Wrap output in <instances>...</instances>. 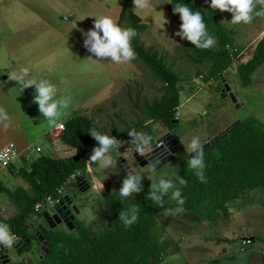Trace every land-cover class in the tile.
<instances>
[{
	"label": "rangeland",
	"instance_id": "rangeland-1",
	"mask_svg": "<svg viewBox=\"0 0 264 264\" xmlns=\"http://www.w3.org/2000/svg\"><path fill=\"white\" fill-rule=\"evenodd\" d=\"M10 1L15 0H7L6 3ZM121 1L25 0L26 3H21L19 6L20 11H42L46 22L56 27L61 34L65 31L69 41L67 45L64 39L51 49V55L55 57L58 54V57L53 58L50 73L43 75V78L46 77L56 85L57 98L60 96L72 98L69 108L64 110L59 118L61 123L82 115L92 119L93 129L102 134L120 133L144 116L141 108L144 100L150 102L161 95L159 83L140 63L134 60L127 63V67L117 69L118 75L115 76L109 61L94 62L90 58H96L83 47L82 33L92 29L96 17L109 15L116 22L118 21ZM197 1L203 6L206 3L205 0ZM151 2L152 8L145 12L141 13L134 9L144 20L150 22L146 32L139 36V42L145 48L154 49L180 79V105L176 109L178 115L174 129L168 130L160 122L150 124L154 141L167 134L172 136L173 141L167 147L171 151L172 158L153 170L151 164H137L132 155L135 149L128 141H120L121 147L112 150L116 162L114 168L104 169L93 165V171L90 173L85 167L82 176L88 182V188L82 191L75 185L76 180L69 182L64 188V193L70 200L68 208L72 210L75 220L92 235H98L105 229L102 194L119 195L125 173L128 174L124 164L129 170L136 169L143 175L141 182H151L153 179L164 177L172 179L178 186V165L190 155L187 152V144L193 136L199 135L204 144L232 122L248 116H253L264 124V64L252 75V83L247 87L240 86L236 75V67L247 62L253 54L258 36L264 28V17H255L248 25H232L228 23L232 19L231 14L221 13L218 10L221 24H224L234 35L236 33L235 45L241 52L234 58L226 73L221 75L223 77H208L204 80L208 75L209 64L191 60L184 49L183 40L175 36L180 26L167 10L169 0H151ZM121 27L124 28V24ZM3 38L10 40V35L0 34V44ZM1 49L4 56L12 51ZM47 56L45 55L44 58ZM4 72L6 71L0 67V91L5 85ZM62 80L67 83H61ZM225 84L229 86L237 103L240 104L239 108L231 102L228 93L223 92ZM8 86L12 88V83ZM106 87L108 88L105 89L104 95L100 96L97 103H93V96L101 94ZM34 95L35 90L32 87L30 96ZM32 101L26 118L22 108L27 106L22 108L19 106L14 111L3 106L0 100V107H3L10 117V126L6 130L0 124V149L8 143H13L19 150L26 145L35 148L37 145L46 144L44 137H36V127L38 123L51 125L39 113L38 105L35 106ZM83 101L87 102L85 106H81ZM40 116L41 122H39ZM15 119H19L20 124H24L27 128L18 130ZM23 131L33 137L24 139L21 134ZM54 148L51 142L43 147L41 153L49 152L53 158H66L70 154L69 150L64 149L60 143L57 152ZM30 156L37 157L34 149L30 152ZM92 175L104 180V188L101 192L91 188ZM7 176L9 180L2 187L11 191L17 187H26L19 177L11 174ZM2 178L4 179L1 172L0 179ZM213 202V200L202 201L194 210H184L175 215H165V211L157 213L152 232L158 242L168 245L158 264H264V190L247 191L242 197L228 203L226 216L219 209H214ZM53 211L54 209L48 206H44L41 210L42 214ZM16 212V207L0 193V220L7 219ZM28 224L32 229L38 225H48L44 216L39 219L31 217ZM56 228L64 232L73 231L64 224ZM244 239H248L249 244L242 246L241 241ZM6 251L0 255V257L7 255L8 261L5 264L28 261L35 263L40 257L35 242L30 250L21 253L15 252L13 247L6 248Z\"/></svg>",
	"mask_w": 264,
	"mask_h": 264
},
{
	"label": "trees",
	"instance_id": "trees-1",
	"mask_svg": "<svg viewBox=\"0 0 264 264\" xmlns=\"http://www.w3.org/2000/svg\"><path fill=\"white\" fill-rule=\"evenodd\" d=\"M177 3L186 4L193 11H199L209 35L216 40L215 46L208 50L197 49L190 42L183 40L185 51L194 62L209 64L208 75L204 80L208 77H220L232 64L231 53L226 46L232 49L234 58L240 52L235 45L233 32L221 24L219 12L211 9L210 0L204 6L195 0H170L167 10L171 15H178L173 13V7ZM117 23L119 26L124 24V28L136 30L137 36L131 42L136 52L134 61L140 63L159 83L161 95L150 102L144 100L141 105L144 116L132 126L126 127L120 133L113 132L110 136L121 142L129 141L128 132L136 129L153 137L150 124L157 122L168 130H173L177 122L176 109L180 105L179 77L154 49L145 48L139 42V36L146 32L147 25L142 24L134 13L132 0L121 1ZM263 64L264 33L250 59L236 67L240 86H249L252 83V75ZM63 124L64 130L59 135V141L62 145L74 149V155L66 158H53L48 154L37 156L27 167L17 171L16 175L24 181L25 188L17 187L11 191L0 186V193L4 194L17 210L16 214L1 219L0 223L7 224L21 244L28 240L23 247H16L15 243L14 251L21 253L30 250L35 242L40 253L35 263L28 261L10 264H158L168 245L158 242L152 232L155 217L157 213L167 208L174 209L177 205L168 197H165L164 208L146 199L151 182H141L143 191L129 198H122L114 193L102 194L105 229L98 235H92L76 220L73 222L72 232L50 228L47 224L32 229L28 224L31 216H34L33 219L44 216L41 211H34L35 204L53 195L57 189L65 188L69 178L75 173H83L85 161L92 149L98 146L89 135L94 126L92 119L78 115L67 119ZM190 158L187 156L181 161L177 170V174L187 181V186H177L181 188L182 196L186 200L184 210H194L202 201L213 200L214 209H219L226 216L228 203L242 197L247 191L264 190V124L253 116L241 119L234 130L204 151L207 183H201L190 169ZM75 185L81 191L88 188V182L83 176L77 177ZM66 200L70 201L65 194ZM132 205H138L139 219L131 227H125L118 219L119 212L127 211ZM38 236H42L46 244L45 253L40 249ZM4 252H7L6 248L0 245V255ZM0 264H4L1 258Z\"/></svg>",
	"mask_w": 264,
	"mask_h": 264
},
{
	"label": "clouds",
	"instance_id": "clouds-1",
	"mask_svg": "<svg viewBox=\"0 0 264 264\" xmlns=\"http://www.w3.org/2000/svg\"><path fill=\"white\" fill-rule=\"evenodd\" d=\"M205 2L208 3L209 0H205ZM133 6L135 10L142 13L152 8V2L151 0H133ZM257 6H259V10H257ZM210 7L211 9L219 10L221 13H230L232 19L228 23L232 25H248L253 22L255 17H264V0H210ZM173 13L178 14L181 21L179 31L175 32V36L190 42L197 49L208 50L215 46L216 40L209 35L203 16L199 11H193L186 4L177 3L173 7ZM82 35L84 37L83 47L96 58H90L96 63L109 61L111 64L123 65L136 59V52L131 43L133 38L137 36L136 30L133 28H122L109 15L96 17L92 29L83 32ZM8 79L17 83L20 92L34 87L33 103L38 105L39 113L50 125L61 129L64 127L63 123L58 121L64 110L68 109L71 104L72 98L70 96L57 98L58 89L56 85L47 79L37 80L31 77L28 67L10 71ZM61 83L66 84L67 81L62 80ZM9 122V115L3 107H0V124L3 125L5 130L10 126ZM89 135L97 142L98 146L92 149L91 154L85 161L88 172L91 173L93 171V165L104 169L114 168L116 162L112 155V150L121 147L120 141L112 135L102 134L94 129L89 131ZM127 135L129 137L128 143L139 156L152 158L151 167L155 170L160 165V161L153 158V154L156 151L153 137L144 131H137L136 129L130 130ZM12 148L13 146L9 145L8 148L0 151V160H6ZM187 152L191 154V158L188 160L190 169L193 170L201 183H207L204 145L199 135L191 138L187 144ZM12 155H15V153L12 152ZM142 178L143 175L137 172L136 169H130L119 188V196L129 198L133 194L141 193L143 191ZM177 180L179 185L187 186V181L178 174ZM91 188L101 192L104 188V180L92 175ZM165 197H168L177 205L174 209H165V215H175L184 212L183 205L186 200L182 196L181 188L177 187L172 179L160 177L158 180H151L146 199L164 208ZM49 200H51L50 197ZM37 208H39V205H37ZM138 212V205H132L127 211H120L118 219L125 227H131L139 219ZM18 239L7 224L0 223V245L11 249L14 243L18 242Z\"/></svg>",
	"mask_w": 264,
	"mask_h": 264
},
{
	"label": "crops",
	"instance_id": "crops-1",
	"mask_svg": "<svg viewBox=\"0 0 264 264\" xmlns=\"http://www.w3.org/2000/svg\"><path fill=\"white\" fill-rule=\"evenodd\" d=\"M6 1L7 0H0V34H9L10 40L8 38H3L0 44V65H1L0 67L4 71H6L4 72L5 85L2 91H0V100L3 106L7 108H11L14 111L15 109L19 108V106H21V108L23 106H27L22 108V110L24 111L23 113L27 118L26 114L29 113V107L32 101L31 98L34 97V96H30L31 88L25 89L23 92H20L17 83L15 81H10L8 79L9 72L13 70H19L21 67H28L30 69L31 77L37 80L42 79L45 73H50V65L53 58L58 57V54H56L55 57L51 55V49L55 46H58L61 43V41L64 39H66L67 45L69 41L67 40L65 31L61 34V32L58 31L56 27L54 26L52 27L46 22V18L44 17L42 11H37V10L20 11L19 6L21 3L25 4L26 3L25 0H15L7 3ZM195 1L198 2L197 0ZM169 2L167 6L169 5ZM134 13L140 19L141 23L147 25L148 28L150 22L148 20H144L136 11H134ZM173 16L176 19L175 21L176 24L180 26L181 21L179 15H173ZM222 25L224 26V24ZM261 30L262 31L258 36L257 42L261 39L264 33V28H262ZM235 35H234V39H235ZM1 48H5L7 51H11V50L12 51L4 56ZM45 55L48 56L44 58ZM4 66L6 69L4 68ZM127 66L128 64H123V65L112 64L111 68L115 72L114 75L117 76L118 75L117 69L121 67L124 68ZM43 79H46V77ZM9 83H12V88L8 86ZM108 87L104 88L101 94H95V96H93L92 98L93 103H97L99 101V99L101 98L100 96L104 95L105 89H107ZM86 104L87 102L85 101L81 102V106H85ZM34 105L36 106V104ZM85 113H87V111H85ZM39 118H40L39 122H41L40 120L42 119V117L40 116ZM58 122L61 123L60 120ZM15 123L17 125L16 127L18 130H23L27 128L24 124L22 125L20 124L19 119H15ZM43 124L44 123L37 124L36 137H42V138L44 137L46 144L44 146L37 145L36 147H40L43 150V147L47 146L52 142V144H54L55 147L54 150L55 152H57L59 150L58 143H60V141H59V136L53 130L55 126L53 125L45 126ZM21 134L23 135L24 139H30L33 137L30 133L26 134L24 131L21 132ZM60 145L64 149L69 150L70 153L69 156L74 155L76 153L74 149H70L62 145L61 143ZM30 148L31 147H28L26 145L21 150H19L18 148L17 149L19 152H24L25 150ZM46 154L50 155L49 152ZM27 164L29 163L24 162L23 158H21V160L15 161V163L11 165L8 169L1 171L3 173L4 179L3 178L0 179V186H2L4 183H6L9 180L7 176L8 174L15 175L16 177H18L16 175L17 170L22 167H27ZM251 240L253 239L251 238ZM214 261L220 262L217 260Z\"/></svg>",
	"mask_w": 264,
	"mask_h": 264
},
{
	"label": "water",
	"instance_id": "water-1",
	"mask_svg": "<svg viewBox=\"0 0 264 264\" xmlns=\"http://www.w3.org/2000/svg\"><path fill=\"white\" fill-rule=\"evenodd\" d=\"M223 92L228 93L229 98L231 99V102L235 105L236 108H239V105L237 103V100L235 98V96L233 95V93L230 91V88L227 84L224 85V89ZM240 124V120H236L234 122H232L231 124H229L225 129H223L220 133H218L217 135L213 136L212 138H210L208 141H206L203 145H204V151L209 149L210 146L214 145L215 143H217L219 140H221L222 138H224L227 134H229L232 130H234L238 125ZM162 141V145L157 147L156 143ZM173 141V138L171 135H165L164 137H161L160 139H158V141H153V144L156 148V151L153 154V158L157 159L160 161V165L169 161L172 157H171V151L167 149V147L169 145H171ZM191 157V154L189 155ZM133 157L135 159L138 160V162L140 160H143L142 162L139 163V165H145L146 163H149L152 165V158L149 157H141L139 156L136 152L133 153ZM122 163H124V161H122ZM125 165V169L126 171L129 172V167ZM159 165V166H160ZM66 205H64L61 208H57L55 213L53 215H49L47 213H44L45 216V220L48 223L50 228H54L58 225L64 224L65 227H67L68 229L72 230L73 229V222L75 220V216L72 213V210L70 208H68V205H70V201H66ZM74 210V208H73ZM75 211V210H74ZM39 241L41 242V251L43 253L47 252V248H46V244L42 239V236H38ZM19 241L16 242V247L19 246ZM26 243H28V240H26L24 243H20V246L23 247ZM20 247V248H21ZM19 248V250H20ZM1 260H3V263H7L8 261V257L7 255H4L3 257H0Z\"/></svg>",
	"mask_w": 264,
	"mask_h": 264
},
{
	"label": "built area",
	"instance_id": "built-area-1",
	"mask_svg": "<svg viewBox=\"0 0 264 264\" xmlns=\"http://www.w3.org/2000/svg\"><path fill=\"white\" fill-rule=\"evenodd\" d=\"M226 49L231 53V57H232V61H233L234 60V57L232 56V49H230L229 46H226ZM226 71L227 70L223 71L222 74H225ZM193 81L194 82H197V80H193ZM177 115L178 114L175 113V119H176V116ZM53 130L55 132H57V134L60 135L63 132L64 127L61 129V128L55 126ZM9 145H12L13 148H12V151L8 153V156H7L6 160H0V172L3 171V170L8 169L11 165H13L15 163V161L21 160V158H23L24 162L30 164L31 161L35 158V157L34 158H31V156H30V152H32L33 149H34V152L37 154V156L42 155V153H41L42 152V149L40 147L30 148V149L25 150L24 152H19L18 149H17V147L13 143H8V144L4 145L0 149V151H3L4 149L8 148ZM161 145H162V141L156 143V146L157 147H159ZM12 152H14L15 155H12ZM82 175L83 174L81 172L75 173L74 175H72L69 178V180H68L67 183L72 182L73 180H76L77 177H81ZM49 197L51 198V200H49ZM66 201H65L64 188H60V189H57L53 195L48 196L42 202L35 204L34 211L35 212H40L44 208V206H48V207L54 209L53 212L48 213L51 216V215H53L55 213V211H56L57 208H61L64 205H66L67 204ZM37 205H39V208H37ZM33 218H34V216H33ZM247 244H249V240L248 239H244V240L241 241V245L242 246H245Z\"/></svg>",
	"mask_w": 264,
	"mask_h": 264
},
{
	"label": "flooded vegetation",
	"instance_id": "flooded-vegetation-1",
	"mask_svg": "<svg viewBox=\"0 0 264 264\" xmlns=\"http://www.w3.org/2000/svg\"><path fill=\"white\" fill-rule=\"evenodd\" d=\"M154 141V140H153ZM135 152V151H134ZM133 152V153H134ZM133 155V154H132ZM133 159H134V161L137 163V164H139L140 162H142L143 160H140L139 162H138V160L137 159H135L134 157H133ZM146 164H149V163H146Z\"/></svg>",
	"mask_w": 264,
	"mask_h": 264
}]
</instances>
